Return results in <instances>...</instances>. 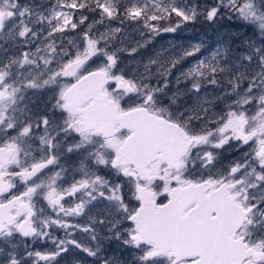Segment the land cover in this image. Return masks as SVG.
I'll use <instances>...</instances> for the list:
<instances>
[{"label": "snow or ice", "instance_id": "1", "mask_svg": "<svg viewBox=\"0 0 264 264\" xmlns=\"http://www.w3.org/2000/svg\"><path fill=\"white\" fill-rule=\"evenodd\" d=\"M0 264H264V0H0Z\"/></svg>", "mask_w": 264, "mask_h": 264}, {"label": "rangeland", "instance_id": "2", "mask_svg": "<svg viewBox=\"0 0 264 264\" xmlns=\"http://www.w3.org/2000/svg\"><path fill=\"white\" fill-rule=\"evenodd\" d=\"M225 29H221V31H224ZM234 31V29H232ZM216 39V34L213 33L211 29H204L200 26H197L195 29L189 27L188 29L184 30L183 32L177 33V34H166L163 40H158L156 42V47L159 48L163 45L168 44H184L187 45L190 42H199V41H205L206 44L211 47V45L214 43ZM194 58H190V61ZM119 255V251L116 253ZM125 259L131 260V257L125 256Z\"/></svg>", "mask_w": 264, "mask_h": 264}, {"label": "flooded vegetation", "instance_id": "3", "mask_svg": "<svg viewBox=\"0 0 264 264\" xmlns=\"http://www.w3.org/2000/svg\"><path fill=\"white\" fill-rule=\"evenodd\" d=\"M83 238V237H82Z\"/></svg>", "mask_w": 264, "mask_h": 264}]
</instances>
